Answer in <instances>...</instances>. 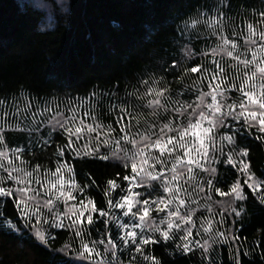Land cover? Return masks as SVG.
Wrapping results in <instances>:
<instances>
[{"label": "trees", "instance_id": "1", "mask_svg": "<svg viewBox=\"0 0 264 264\" xmlns=\"http://www.w3.org/2000/svg\"><path fill=\"white\" fill-rule=\"evenodd\" d=\"M224 2L228 5L224 9L226 16L221 17L225 35L236 41L238 50L239 47L244 49L247 36L244 25L249 22L256 24L260 19V12L264 11V0ZM220 3L221 0H71L69 16L65 15L66 0H0V99H6V104L0 105V126L5 127V142L8 147L27 149L29 140L32 139L35 143L37 138L35 133L30 138L27 134L21 135L12 130V125L18 119H23V114L20 117L12 115L17 105L21 109L24 108L23 97L38 99L41 106L45 101H58L65 116L69 115V107H76V103L81 100L89 101L87 108L77 109V122L80 116H83V111H90L96 116V122L103 125L111 123L117 129V133L113 134L116 139L122 135L118 131L120 125L115 123L114 115L109 114L107 109L110 103L119 104L120 98H124L126 103L139 105L137 119L140 120L141 132L147 131L150 124L159 125L160 122H166V118L154 117L151 110L144 107L154 94L137 100L135 93L137 90L141 93L147 91V86L141 83L147 80L150 82L149 86L156 89L167 86L169 92L165 95L172 100L189 103L195 101L199 90L193 91L191 85L194 80L199 81L200 74H188L182 83L176 82L177 75L184 67L202 63L212 67L210 62L213 57L209 55L201 58L198 54L187 60L183 49L187 45L197 53L210 51V48L216 46L217 39L203 24L195 29L189 28L183 35L181 30L185 28V22L190 23L191 19L197 18L199 12L207 11L206 5ZM212 14L215 15V12ZM233 28L236 29V35H232ZM257 28H264V25H257ZM248 58L250 59V52ZM215 59L229 72L234 71L228 66L236 62L226 55L216 56ZM173 61L179 65L175 69H172ZM240 67L242 70L243 66ZM153 79L159 83L151 85ZM184 85L189 86L187 91ZM206 85L207 81H204L205 91ZM93 92L100 94L98 102L90 99ZM128 92H132L133 96H126ZM181 92L183 95H180ZM112 93H115V96H112ZM229 95L237 97L239 93L233 92ZM69 101L73 103L70 105ZM35 110L33 104V111ZM5 111L9 113L7 117L3 116ZM52 115L54 112L45 113L38 119L46 121ZM171 115L168 114L169 117ZM85 118L86 124L93 123L91 115ZM30 120L29 115L25 123H30ZM241 124L242 121L230 122L228 127L235 129ZM49 131V127L42 126L39 135L47 137ZM132 131L136 132L137 129L133 128ZM94 134L96 133H93V138ZM257 135L255 128L250 131L243 129L239 134L238 144L248 149L246 161L256 176L264 179V141L257 139ZM87 140L88 134L85 132L79 141L80 145ZM53 141L46 148L33 147L31 152L22 153V158L28 162L29 171L36 164H40L42 169L48 167L54 170L56 157L53 153L57 143L65 142V137L57 131L53 134ZM92 143H95V139H92ZM120 144L122 147H132L124 140H120ZM114 148L115 145L110 144L101 151L110 155ZM65 160L73 166L77 183L90 185L86 194L94 200L96 206L107 210V198L104 196L106 180L116 178L118 172L121 178L128 173L118 165L113 166L116 165L114 160L79 159L73 157L70 152H66ZM219 160L211 165L217 168L216 186L222 191H228L229 185L238 178V172L231 165ZM16 163L19 164L18 161ZM4 175L6 174L3 170H0V176ZM68 175L65 173V179ZM117 182L122 186L127 183L120 178ZM7 183L11 184L10 181ZM197 183L198 179L188 186V191L192 193L188 200L195 208L201 209L197 227L193 229V237L201 242L209 239L210 251L204 254L200 248H195L193 253L183 255L174 251L175 244L170 240L146 245L143 252L149 256L155 255L161 264H236L235 256L239 245L240 264H264V206L254 199L256 194L249 193L245 188V192L249 194L245 205L246 214L234 217L231 208L225 203L233 197H221L213 190L212 199L208 201L206 194L199 192L195 187ZM153 185L158 188L159 184ZM73 194L80 198L79 192ZM110 195L115 199L122 193L117 189ZM206 203L211 206V212L204 206ZM114 211L122 214L120 210ZM0 213H3L0 216V264H88L82 261L75 251L54 252V249H59L64 243L71 241L72 234L69 230H53L52 235L56 236V239L45 246L36 241L27 229L23 233L8 229L4 223L5 219L22 224L18 209L11 198L6 203L0 202ZM43 213L45 216L49 215L47 209H44ZM222 215L225 223L221 226L216 221H219ZM205 218L213 221L211 233L208 235H205L201 228L202 223L208 226ZM103 219L98 213L94 214V238L99 239L95 229L103 230ZM65 223L68 221L65 220ZM38 227L46 228L47 225ZM110 227L115 234V227ZM218 229L234 232L239 240L230 237L228 242H224L214 236ZM197 232H200L199 236L196 235ZM182 234L176 236L177 241ZM213 239L216 240L215 243L212 242ZM99 250L102 252L103 246H99ZM246 251L250 253L247 256L244 255ZM132 256H136L134 261ZM108 259H111L110 255ZM118 259L121 264H151V261H144L140 254L122 246Z\"/></svg>", "mask_w": 264, "mask_h": 264}, {"label": "snow or ice", "instance_id": "2", "mask_svg": "<svg viewBox=\"0 0 264 264\" xmlns=\"http://www.w3.org/2000/svg\"><path fill=\"white\" fill-rule=\"evenodd\" d=\"M226 6L228 5L224 0H221L219 5H206L208 10L199 12L197 18L191 19L190 23L185 22V28L181 30L183 35L189 28L195 29L203 24L217 39L216 46L210 48V51L197 53L194 48L187 45L183 49L187 60L198 54L201 58L209 55L213 57L210 62L212 67L203 63L184 67L177 75L176 82L182 83L188 74H200L199 81L194 80L191 85L193 91L199 90L195 101L189 103L172 100L165 95L169 92L167 86L156 89L149 86V81H141L147 86V91L141 93L137 90L136 99L141 100L154 94L144 107L151 110L152 116L166 118V122H160L159 125L150 124L147 131L139 130L140 120L137 119L139 105L126 103L124 98H120L119 104L110 103L107 109L109 114L114 115L115 123L120 125L118 131L122 135L116 139L113 134L117 133V129L111 123L103 125L96 122V116L90 111H83V116L77 122V109L87 108L89 101L77 102L76 107L67 109L69 115L65 116L58 101H45L41 106L38 99L23 97L24 108L21 109L17 105L15 112L12 113L16 117L23 114V119H18L12 125V130L21 135L27 134L30 138L35 133L37 136L35 143L30 139L27 149L9 148L5 142V127L0 126V170L6 174L0 176V202L6 203L11 198L22 221V224H17L11 219H5L4 223L10 231L23 233L27 229L34 235L36 241L48 246L50 241L56 239V236L52 235L53 230L67 229L72 234L71 241L64 243L59 249H54V252L75 251L79 258L88 264H121L118 259L121 246L140 254L144 261L161 264L155 255L145 254L143 247L171 240L175 244L174 251L183 255L193 253L195 248H200L204 254L210 251L209 239L201 242L193 237V229L196 227L193 220L195 208L186 207L184 213L180 211L181 206H186L188 198L192 195L185 185L191 186L193 181L198 179L195 187L199 192L206 194L208 201L212 199L213 190L221 197H233L225 203L231 208L234 217L246 214L245 205L249 194L245 192V188L249 193L256 194L254 199L264 206V179L257 177L246 161L248 149L238 144V137L243 129L250 131L255 128L258 133L256 138L264 141V28H257V25H264V11L260 12V19L256 24L249 22L244 25L247 30L244 40L245 51L240 52L236 41L225 35V27L221 22V17L226 16L224 11ZM213 11L215 15L212 14ZM236 34V29L233 28L232 35ZM225 55L236 62L228 66L234 70L233 72L226 70L225 66L215 59L216 56ZM178 66V63L173 61L172 69ZM204 81H207V91L203 90ZM158 83L159 81L155 79L151 81V85ZM184 89L187 91L189 86L184 85ZM233 92L239 93V96L229 95ZM111 95L115 96V93ZM180 95H183V92ZM126 96L131 97L133 93L128 92ZM99 98L100 94L97 92L90 94L91 100L98 102ZM68 103L71 105L73 102ZM5 104L6 99H0V105ZM33 104L36 107L35 111ZM94 107L95 104L92 105V108ZM49 112H54V115L46 121L38 119ZM169 113L172 114L171 117L168 116ZM8 115L7 111L3 113L4 117ZM29 115L30 123H25ZM90 115L93 123L86 124L84 117ZM238 121H242L239 127L235 129L228 127L230 122ZM42 126L50 128L47 137L39 135ZM133 128L137 131L133 132ZM57 131L65 137V142L56 145L53 153L56 157L54 170L48 167L42 169L40 164H36L29 171L28 162L22 158V153L31 152L33 147L50 146L54 142L53 134ZM85 132L88 134V140L81 146L79 141ZM93 133H96L94 138L91 135ZM92 139H95L94 144ZM120 140L126 141L132 147H122ZM110 144L115 145L110 155L103 153L101 149ZM66 152L79 159L114 160L116 165L113 166L118 165L128 173L121 178L118 172L116 178L106 180L104 196L107 198V210L98 208L94 200L86 194V189L90 185L77 183L73 166L65 160ZM218 160L231 165L238 172V178L229 185L228 191H222L216 186L217 168L211 165ZM65 173L69 174L67 179ZM118 178L127 182L126 186L118 183ZM9 181L11 184L7 183ZM154 181L159 182L158 188L154 187ZM33 184L36 187H33ZM141 187L147 190H135ZM117 189L122 195L114 199L110 193H115ZM74 192L81 194L79 199ZM181 193L184 198H181ZM59 202L64 205L63 211L56 207ZM204 206L211 212L209 204L206 203ZM44 209H47L49 215H44ZM153 209L158 214L164 213L159 216L158 221L150 216ZM114 210H120L122 214H117ZM96 213L104 218L103 230L95 229L99 239L93 237ZM2 215L3 213H0V216ZM65 220L68 223H65ZM205 221L208 226L202 223L201 228L203 233L208 235L211 233L213 221L208 218H205ZM216 223L222 226L225 223L224 216L222 215ZM38 225L47 227L42 228ZM110 226L115 227V234ZM180 233L183 234L179 235L177 241L176 236ZM196 235L199 236L200 232ZM214 236L224 242H228L230 237L239 240L234 232L226 229H218ZM212 242L215 243L216 240L213 239ZM99 246H103L102 252ZM236 251L235 261L236 264H240L239 245ZM249 254L247 251L244 252L245 256ZM109 255L111 259H108ZM131 259L134 261L136 256H132Z\"/></svg>", "mask_w": 264, "mask_h": 264}, {"label": "rangeland", "instance_id": "3", "mask_svg": "<svg viewBox=\"0 0 264 264\" xmlns=\"http://www.w3.org/2000/svg\"><path fill=\"white\" fill-rule=\"evenodd\" d=\"M239 51H240V52H244V49H241V48L239 47ZM226 57H227V56H226ZM228 58H229V57H228ZM242 59H243V57H242ZM257 84H259V80H257ZM209 100H210V98H209ZM81 117H82V116H80V118H81ZM84 120H86L85 117H84ZM94 135H96V134H94ZM92 137H93V134H92ZM150 151H155V150H150ZM156 168H157V170H158V169H159V165H157ZM168 175H170V174H168ZM153 183H158V184H159L158 181H154ZM180 183L182 184L183 181H181ZM188 186H189V185H185V187H187L188 190H189L190 187H188ZM33 187H36V185L33 184ZM66 187H67V186H66ZM145 189H146V188L141 187V188H137V189H135V190H136V191H146ZM180 195H181V198H184V197H183V193H181ZM69 203H75V201H69ZM56 207H57L60 211H63V210H64V205H63L62 202L57 203V204H56ZM186 207H187V208H195L194 205L190 202V200H188L186 206H181V208H180L181 213H184V212H185ZM47 212H48V211H47ZM200 212H201V209L195 208V212L193 213V220H194V222H195L196 227H197V220L199 219L198 216H201V214H198V213H200ZM162 215H164V213H159V214H158V213L156 212V210H154V209L150 212V216L156 218L157 221H158V219H159V216H162ZM196 227H195V228H196ZM137 231H139V230H137Z\"/></svg>", "mask_w": 264, "mask_h": 264}, {"label": "clouds", "instance_id": "4", "mask_svg": "<svg viewBox=\"0 0 264 264\" xmlns=\"http://www.w3.org/2000/svg\"><path fill=\"white\" fill-rule=\"evenodd\" d=\"M65 15H71V0H66Z\"/></svg>", "mask_w": 264, "mask_h": 264}]
</instances>
